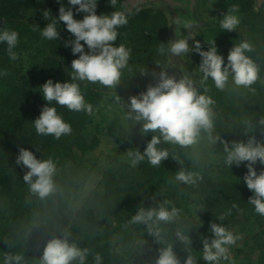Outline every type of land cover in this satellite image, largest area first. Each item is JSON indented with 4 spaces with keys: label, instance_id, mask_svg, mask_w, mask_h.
Listing matches in <instances>:
<instances>
[{
    "label": "rangeland",
    "instance_id": "rangeland-1",
    "mask_svg": "<svg viewBox=\"0 0 264 264\" xmlns=\"http://www.w3.org/2000/svg\"><path fill=\"white\" fill-rule=\"evenodd\" d=\"M39 1L44 3L43 5L48 8L46 11L49 15H53L51 14L52 10L59 9L60 7L57 2L50 4V0ZM125 1L117 0V4L114 7L110 3H103L104 6L102 8H117L121 3H125ZM192 5L197 22L191 24L192 27L188 29L184 27L183 23H179L178 25L180 26L181 32L188 30L186 31V36L191 34L194 39L199 40L203 50H208V47L214 44L217 46L218 53L223 55L225 63H227V56L230 49L242 42H247L250 45V50L245 51L247 57L253 61V56L255 53H258L264 58V21L256 20L250 22L245 17L244 7L238 8L237 15L239 16L240 23L228 35L220 27V19L231 9L223 3V0H194ZM2 6L3 4L0 3V21H2V16L4 17L3 21H9L10 19L23 23L45 21V18L40 19L28 9L24 10L17 6V8L13 7L6 12L5 9H1ZM140 8L148 10L146 12V21L151 20L150 17H155L154 20H151L154 26L144 27L142 24L146 21H143L141 24H134L133 29L125 33L128 37L124 38L126 42L123 41L122 44L131 49L128 66H135L138 75L142 71L148 70V75H142L141 84L136 89H132L129 86H132L135 82H127L125 85L124 80L117 88H108L98 83L87 81L79 82L85 101L93 106V112L91 114L71 111L66 106H60L55 102H53V105H50L56 107L58 114L62 116L65 122L73 116L74 125L78 127V129H75L74 135H70L71 137L68 136L69 134L62 135L59 139H55L52 135V137L50 136V138L58 142L62 149L65 166L61 168V171H65L66 177L62 178L58 173V167H56V172L53 176L54 190L48 196L41 198L37 193L31 191L30 184L24 180V175L28 169L26 168L23 171L21 169L22 166H17L13 162H9V165H12V170L15 172L14 177L17 182L22 184V187L18 191L21 192L23 199L29 200L30 202H41L43 205L42 208L46 207L47 211L52 212L56 209L58 206L57 202L60 201L62 194L70 191L68 198L71 199L72 204L68 209V220L61 222L63 225L58 227L59 230L56 232V237L58 238H63L64 234L62 232L65 229H70L73 232L78 225L75 222L77 223L80 217L84 216L87 212L93 210V215H98L100 208L97 207L96 203L92 207L84 206L85 197L92 192L96 191L95 193L102 195L105 193L107 187L117 186L123 188L122 184L125 181L131 185H135L141 179L142 170H139V165L141 166L142 163L140 162L138 165L132 166L131 157L128 154L130 151L137 150L142 153L147 142L151 139V134L142 136L139 132V124L136 125L133 122H127V119H125V111H123L124 102H127L130 96L146 91L147 86L152 84V73L158 71L156 65H160L163 59L157 57V49L162 45V41H164V46L167 48L170 41L175 40L176 37L173 35L174 14L169 4L162 1H149L148 3H144ZM4 10L7 14L3 12ZM56 15L55 17H58V13ZM83 15L82 13L77 14L75 18L82 19ZM182 19L180 18L178 21L186 22ZM162 22L166 28L164 36H160L163 28L160 30L159 26ZM142 26L144 27L143 31H141ZM57 27L59 31L60 29L66 31L62 22ZM38 32L40 31H36V35ZM38 35H41V33ZM139 37L143 39L150 37L152 40L155 39V42L151 41L150 43L149 41L143 43L137 39ZM34 38L32 37V40H28L25 36H19L18 45L14 49L18 54V59L15 61L9 59L6 44H0V78L8 79L5 82L6 87H0V127L5 126V123L10 120L11 114L22 112L26 104L31 103L35 99L38 87L43 85L48 79H52L54 82H60L56 79L57 73L54 72L55 70H53L50 76L45 77L44 81L38 75V69L42 67L36 68L46 55L47 57L51 55L50 47L47 50L44 49L45 47L43 48L44 42L48 41L51 43L52 41L56 42V40H47L43 37L40 40H34ZM70 39H72L71 36L66 41ZM227 40H231L232 44L226 43ZM152 43H155L157 46ZM41 48H43L42 54ZM60 50V54L54 58L57 64L53 67L66 73L67 77L71 76V62L73 59L78 58V54L74 56L70 47L61 46ZM85 50L87 51V49ZM44 51H47L48 54ZM163 61L165 65L171 67L169 70L170 75L175 74L179 77L185 73L190 74L197 81V87L201 92H205V89H207L205 94L214 99V104L219 109L229 104L241 105L242 107L252 103L256 104V98L264 94V59L259 64L253 62L258 69V73L261 72L263 75L258 74V79L249 88L237 87L230 77L225 89L222 91L215 88L211 79L205 83V86L199 84V80L195 79L196 71L198 74H201L198 71L201 57L197 53H192L186 58L164 56ZM134 85L137 84L135 83ZM9 87H11L10 91L14 96L8 103L4 104L1 101V91L4 93L6 91L5 89ZM16 88L19 89L18 95L20 97L23 92L25 93L26 98L23 101L19 100L20 97L15 96ZM117 96L120 97L119 102L116 99ZM43 103L46 102L42 98L40 106L43 107ZM41 110L40 107H36L35 109L37 114H40ZM240 116L243 120L247 117V114ZM227 119L229 121L225 119L223 127H217L215 125L213 136L219 134L222 139L228 136L229 139L227 141L229 142L243 140L241 136L249 131L245 127L246 125L249 126V124H246V122V125L242 124L238 120L230 117H227ZM112 122H116L117 125L113 124L114 128H109ZM253 127L258 128L250 125L251 129ZM263 137L260 134L257 136V139L264 140ZM42 143V139L34 141L28 150L32 152L42 151ZM197 143L199 148H201L200 150H202H199V155L203 153L204 157L199 156L198 158V154L196 153L193 155L194 158L191 160L190 165L197 163L201 165V168L194 173L199 174L202 179L194 185H189L176 181L174 176L172 180L168 179L167 183L160 189V193L158 194L160 200L156 203L155 207H149L148 202L139 207L145 209L158 208L164 201H170L171 206L180 210V215L174 222L161 223L162 226H165V239L168 240V245L173 247L181 264H183L186 257L182 255L180 247L181 245L187 246V244L180 241L177 232H183L190 238L191 243L188 245L189 247L191 245L195 249L192 257L198 261V264H205V261L202 259V241L205 237L210 238L209 227L211 222H220V224L225 225L230 231L240 237L237 243L231 246L230 259L222 260L221 264H257V254L263 250L260 248L264 245V216L256 214L254 212V206L248 203L252 192L243 181V173L238 167L232 166V168H228L224 165V145L219 141L213 144L209 141L207 134H202ZM174 145L163 144L161 146L166 148L168 152H172L176 150ZM193 145L195 146V144ZM20 148L18 147L16 151H19ZM194 148L198 149L197 147ZM6 152L11 158L14 157L12 154L13 151ZM256 168L260 171L261 168H264V165L257 163ZM35 179L33 177V182ZM116 179L120 180V182L116 181ZM67 185L70 187L68 190H66ZM228 185L231 186V189H235V191L230 192V195H235L233 199L231 198V201L228 198L229 195L223 192L224 190L228 192ZM221 187H224L223 191ZM214 197L224 202L219 204L213 203L215 206H212L209 199H213ZM5 201L4 197L0 198V233L6 230V224L4 225L2 219L6 218L7 220L9 213L5 212L4 207L1 205ZM252 209L254 213H252ZM254 216L259 217L260 221L257 222ZM220 217H224V220H221ZM110 220H112V222L110 221L112 226H116L118 229L113 232L108 230L104 232L109 234L106 242L111 241V244L116 245L118 248H137L135 253L142 255L143 250L141 247L146 242L148 243L150 239L148 227L143 223L140 226L132 224L130 220L124 222L117 216H111ZM206 221L207 223H205ZM41 222L42 230L45 231L47 221L41 220ZM48 227H50V231H54V228L52 229L49 223ZM104 227L107 226L105 225ZM43 235L42 233L39 237L49 241L52 239V236ZM171 237H175L174 240L176 241H171ZM14 251L11 254L18 255ZM108 251L110 252V257L106 259H109V262H103V264H130L133 261L132 258L125 256L122 250H119L118 253L112 249H108ZM38 253L39 251L34 254L32 261L30 257H27L24 260V264H35L36 261L40 260ZM4 258L5 253L0 247V264H3Z\"/></svg>",
    "mask_w": 264,
    "mask_h": 264
},
{
    "label": "clouds",
    "instance_id": "clouds-1",
    "mask_svg": "<svg viewBox=\"0 0 264 264\" xmlns=\"http://www.w3.org/2000/svg\"><path fill=\"white\" fill-rule=\"evenodd\" d=\"M60 4L58 17L54 16L51 23L42 27L41 36L47 40H59L60 32L57 25L63 23L72 39L65 41L64 46L70 47L71 52L78 58L71 62V76L65 82H54L48 79L39 86L40 94L46 102L40 115L33 120L38 135H52L59 139L62 135L72 132L71 125L65 122L53 102L75 112L91 114L93 106L85 101L79 82L98 83L108 88H117L121 84L122 70L130 60L131 49L125 45H116L119 35L118 29L128 24V16L124 11H112L110 14H97L99 0H57ZM112 7L117 0H109ZM238 6L233 7L220 19L223 32L234 31L240 23L237 15ZM84 14L82 19H76L77 14ZM48 15L47 11L44 13ZM183 23L186 29L192 25ZM191 41V43H190ZM19 42V34L15 30L0 28V44H6V51L10 60L18 59L14 49ZM83 42V43H82ZM87 49V51L85 50ZM250 50L247 42H242L230 49L227 63L222 54L218 53L214 44L203 50L201 42L191 34L171 40L166 48L163 44L158 52L163 56L186 58L192 53L201 57L198 71L202 74L199 84L203 85L209 79L218 90H224L229 78L237 87L249 88L258 79V69L253 61L245 55ZM160 71L153 72L156 83L149 84L146 91L130 96L124 102L127 110L126 119L140 125L142 136L151 134L143 152L130 151L131 165L136 166L147 159L153 167L161 166L169 158V152L163 144H178L190 146L196 144L202 134H207L211 143L217 141L224 145V165L232 168L242 164L247 168L243 176L247 188L252 192L248 203L254 206V212L264 216V168L258 172L257 163L264 165V140H258L255 135H248L246 140L231 142L221 138L219 134L213 136L215 130L214 113L212 106L214 99L201 92L190 74L185 73L177 77L170 75L169 65H156ZM141 75H148L144 70ZM120 101V97H116ZM264 124V120L261 121ZM249 131H252L249 128ZM264 136V132L261 133ZM175 159V158H174ZM17 166L28 169L24 180L30 184L31 191L41 198L48 196L54 190L53 176L56 164L53 160H41L23 147L19 149L16 158ZM33 177L35 181L33 182ZM202 177L194 172L183 169L175 175V180L184 184L194 185ZM235 207V205H234ZM180 215V210L171 206L170 201H164L158 208H139L132 217L133 223H143L148 227L149 234L157 242L162 241L160 223H172ZM221 220L224 217H220ZM210 238L203 239L202 259L205 264H221L222 260L230 259L231 246H234L240 237L230 231L225 225L211 222L209 227ZM181 242L190 244V238L183 232H177ZM88 250L81 249L75 242H70L69 234L63 238H54L48 241L44 248L39 264H86ZM3 264H24L22 255H6ZM96 264H101V258L96 257ZM156 264H181L171 245L159 249ZM183 264H198L191 255L187 256Z\"/></svg>",
    "mask_w": 264,
    "mask_h": 264
},
{
    "label": "trees",
    "instance_id": "trees-1",
    "mask_svg": "<svg viewBox=\"0 0 264 264\" xmlns=\"http://www.w3.org/2000/svg\"><path fill=\"white\" fill-rule=\"evenodd\" d=\"M177 1L179 2V4H175L172 7V13L174 14L173 35L176 38L180 37L181 35L186 36V31H188L186 30L185 32H181L180 26L177 23L180 18H183L182 20L188 22L189 24H194L195 22H197L192 5L194 0H192L191 2H189L188 0ZM54 2H57V0L49 1L50 4ZM64 2H66V0H64ZM0 3L3 4L1 9H5L6 12L8 11V9H11L13 7L17 8L18 6L21 9H28L30 12L35 13L36 16H38L40 19L45 18L44 22L23 23L13 21L11 19L9 21H3L4 17L1 15L2 21H0V28L15 30L18 32L19 36H25L28 40H32V37H35L34 40L42 39V36L38 35L42 31V27H44L47 23H50L51 20H53L54 16H57L56 13H58L59 10L54 9L51 12V14L53 15L48 14L47 16H45L44 13L48 8H46V6L43 5L44 3H41L39 0H0ZM103 3H109V0H99L97 6V14H110L112 11H124L128 16V24L118 29L119 35L117 41L115 42L117 46L125 41L124 38L128 37L127 35H125V33L129 30H132L134 24H141L143 21L147 20L146 12L148 10L140 8L143 4L132 6L131 8H129V5L121 3L120 5L118 4L119 6L117 8L115 7L113 9H110L104 7L102 8V6H104ZM223 3L226 4L229 8H232L233 5L238 6V8L244 7V14L246 15L245 17L250 22L256 20L264 21V2H262L261 4H257L255 0H223ZM57 4L60 5L59 3ZM5 10L3 11L4 13H6ZM154 18L150 17L151 20H154ZM151 20L143 22L142 25L144 27H153L154 25ZM143 26L141 27V31L144 30ZM162 28L163 30L160 36H164L166 33V28L163 22L159 26L160 30ZM36 31L40 32H38L36 35ZM59 32V40H56V42L52 41L51 43H49L48 41L44 42L43 48L45 47L44 49L47 50V48L50 47L51 55L50 57H47L46 55L36 67H42L38 69V75L44 81L45 77L50 76L53 70H55L54 72L57 73L56 79H58L60 82H65L70 78V76H68V78L67 74L63 71H59L58 69L53 67L57 64V61L54 58L56 57V55L60 54L61 46L63 47L66 39L71 36L67 31H64V29H60ZM226 33L230 35L229 32ZM137 39L143 43H147L149 41L150 43L151 41L155 42V39L152 40L150 37H147L146 39L139 37ZM137 42L140 43L139 41ZM226 43L232 44V41L227 40ZM152 44L156 45L155 43ZM161 44L164 45V41H162ZM43 48H41V54L43 53ZM44 52L47 53V51ZM157 57L163 58L161 60L160 66H164V56L158 52ZM263 59L264 58L258 53H255V55L253 56V62L257 64H259ZM159 71L160 69L158 68L157 73ZM136 72L137 70L135 69V66H127L124 70H122L121 83L123 80L125 81V85L127 82H135L137 85H134V83L132 85L133 87H129H131L132 89H136L141 84L142 79V75H138ZM258 74L263 75V73L261 72H259ZM200 75L201 74H198V72L196 71L195 79L200 80ZM152 77L153 81L151 79L150 80L154 85L156 83V78L154 76ZM6 81H8V79L1 77L0 87H6ZM205 85L206 84H203V86ZM10 89L11 87L5 89L6 91H4V93H2L1 91V101H3L4 104L8 103L14 96V94H11ZM18 91L19 89L16 88L17 95L15 94V96H18L19 98L20 96L18 95ZM40 92L41 89L40 87H38L37 93L35 94V99L31 103H27L22 112L20 111V113L18 114H11L10 120L5 123V126L0 127V198H5L6 201L2 202L1 205L4 207L5 212H9L8 219L6 220L5 218L2 219L3 221L1 220L2 222H4V225L6 224V230L3 231V233H0V247L2 251H4L5 256L11 254V252L15 250L14 252H17L18 255H22L24 257V260L27 257H30L31 261L33 260L34 254H36L38 251L40 259L42 258L44 248L49 241L47 239H41V237H39L42 235V233L44 235L52 236V239L58 238L56 237V232L59 230L58 227H61L63 225V223L61 222H66L68 220V209L72 204L71 199L68 198L70 191L62 194L60 201L57 202L58 206L52 212H50L49 210L47 211L46 207L42 208L43 205L41 204V202H30L29 200H24L21 196V192L18 191V189L22 187V184L17 182L16 178L14 177L15 172L11 167L12 165H9V162H13L14 164H16L15 161L19 154V151H16L18 147H24L25 149H28L34 141L42 139V151L33 153L38 159L53 160L56 164V167H58L59 169L58 173L62 176V178L66 177L65 171H61V168L65 166V161L63 159V152L60 145L58 144V142L54 141L53 138H50L51 135H38L34 128L33 120H35L40 115L37 114L35 109L36 107H40L42 109V106H40V103L42 102V95L40 94ZM25 98V93L23 92L19 100L23 101ZM43 104L45 105V103ZM257 104L260 106H258ZM212 109L214 113V123L217 127H223L225 124V119L226 121H229L227 117H230L232 119L238 120L242 124H245V122L246 124H249V126L245 124L247 130L250 128V125L258 127H253L252 131L247 132L248 135H255L257 138V136L264 132V124L260 122V120H264V94L256 98V104L252 103L245 107H242L241 105L236 106L234 104H229L224 106L222 109H219L218 106L214 104L212 106ZM123 111H125V115H127V110L125 108H123ZM246 114L247 119L244 118L243 121L240 115ZM66 122L71 124L72 127V132L68 136L74 135V131L75 129H78V127L74 125L73 116H71ZM127 122L132 121L127 119ZM113 124H116V122H112L109 128H114ZM241 138H243V140L247 139L245 135H242ZM224 139L228 140L229 137L226 136ZM175 147L176 150H173L172 152L170 151L169 158L164 160L159 167L151 166L147 162V159L142 161L141 166L139 165V170H142L141 179L138 180L135 185H131L130 183L125 181V183L122 184L123 188H119L117 186L111 188L107 187L105 193L102 195H100L99 193H95L96 191H94L90 195L85 197L84 206L92 207L96 203L97 207L100 208V212L98 213V215H93V210L87 212L84 216L80 217V220L77 223L75 222V224L78 225L77 228L73 230V232L70 229H65L62 233L69 234L70 242H75L81 249L88 250V258L86 264H96L97 256L101 258L102 264L103 262L108 263L109 259H106L110 257V252L108 251V249L115 250L117 253L119 252V250H122L125 256L132 258L133 261L130 264H156V259L159 256V249L169 246L168 240L165 239V226H162V223H160L159 225L161 236L163 238L162 241L157 242L156 238L150 235L148 243L146 242L145 245L141 247V249L143 250L142 255L135 253V250L137 248H118L116 245L111 244V241L106 242L109 234L104 232L107 230L113 232L118 229L116 226H112V220H110L111 216H117L124 222L130 220L132 224L140 226L141 223L132 222V217L136 215L138 209L140 208L139 206L148 202L149 207H155L156 203L160 200L158 197L160 189L167 183L168 179L172 180L176 173L181 169L187 172H196L199 168H201V165L199 163L190 165L191 160L194 158L193 155H195L196 153L198 154V158L199 156H202V158L204 157L203 153L199 155L200 151L202 150H200L201 148H199L198 143H196L195 146L190 145L186 147L175 144L174 148ZM194 147H197L198 149H195ZM6 151H13L12 154L14 155V157L11 158L9 154H6ZM21 169L24 171L26 170V167L22 166ZM238 169L241 170L243 176L247 172V168L243 164L238 167ZM116 181L120 182V180L117 179ZM227 187L228 192H226V190L223 191L224 187H221V190L229 195L228 198L231 201V198L233 199L235 195H230V192H232L233 190L235 191V189H231V186L229 185ZM68 188L70 189V187L67 185L66 190H68ZM209 200L212 206H215L213 205V203L219 204L221 202H224L223 200H219L216 197H214L213 199L210 198ZM252 213H254L253 209ZM207 219L209 220V218ZM254 219L257 222L260 221L259 217L257 216H254ZM41 220L45 222L47 221V223L45 224L47 225L45 231L42 230ZM71 221L73 222V220ZM48 223L51 225L52 229L54 228V231L49 230L50 227H48ZM205 223H207V221ZM104 224L107 227H104ZM174 238L175 237H171V241H176L174 240ZM174 246L176 247V245ZM33 248H35L34 251ZM180 249L182 255L185 257L189 255L192 256V253L195 252V249L191 245L189 247L188 244L187 246L181 245ZM260 249L263 250H261L257 254L258 258L256 261H258L257 264H264V245ZM39 262L40 260L36 261L35 264H39ZM73 264H77V262H73Z\"/></svg>",
    "mask_w": 264,
    "mask_h": 264
},
{
    "label": "water",
    "instance_id": "water-1",
    "mask_svg": "<svg viewBox=\"0 0 264 264\" xmlns=\"http://www.w3.org/2000/svg\"><path fill=\"white\" fill-rule=\"evenodd\" d=\"M148 1H162L165 2L167 4L170 5V7H173V5H178L179 2L177 0H126L125 4L129 5V8H131L132 6H136V5H141L144 3H147ZM189 2H191L192 0H188ZM257 4H261L262 2H264V0H255Z\"/></svg>",
    "mask_w": 264,
    "mask_h": 264
}]
</instances>
